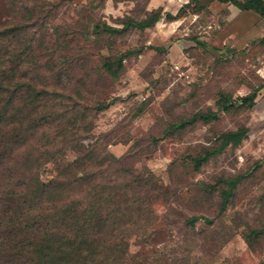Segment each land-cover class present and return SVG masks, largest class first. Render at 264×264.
Returning a JSON list of instances; mask_svg holds the SVG:
<instances>
[{
	"label": "rangeland",
	"instance_id": "obj_1",
	"mask_svg": "<svg viewBox=\"0 0 264 264\" xmlns=\"http://www.w3.org/2000/svg\"><path fill=\"white\" fill-rule=\"evenodd\" d=\"M148 1L65 0L50 22L60 24L63 35L74 32L71 44L76 49L83 46L81 54L92 58L72 71L95 91L91 95L83 90V102L99 97L108 103L91 116L92 131L85 142L120 139L109 145L116 156L134 147L139 154L135 176L161 187V193L150 200L157 217L151 235L142 239L129 235L128 253L120 264H261L264 233L251 231L264 228V87L250 108L221 110L213 122L174 135L168 131L186 114L208 107L217 110L222 92L237 98L264 83V17L215 0L198 11L190 5L178 19L169 21L165 15L178 13L190 0ZM141 8L147 12L162 8L164 17L153 27L103 35L97 43L87 41L82 33L91 32L96 21L121 27L125 17L137 16ZM8 13L7 3L0 0V20H6ZM65 27H69L66 32ZM129 49L140 52L125 59L117 77L93 72L106 58L114 59L120 50ZM238 128L246 129L238 145L227 146L198 170L186 162L188 153L216 146L220 134ZM74 157L69 150L60 164L49 163L45 175ZM237 175L244 179L222 211V185L213 193L205 188ZM193 214L212 221L200 219L188 227L185 219Z\"/></svg>",
	"mask_w": 264,
	"mask_h": 264
},
{
	"label": "trees",
	"instance_id": "obj_2",
	"mask_svg": "<svg viewBox=\"0 0 264 264\" xmlns=\"http://www.w3.org/2000/svg\"><path fill=\"white\" fill-rule=\"evenodd\" d=\"M64 1L5 0L8 18L0 20V264H120L128 253L127 237H148L157 220L150 200L161 193V187H152L135 176L136 149L131 147L125 155L116 156L109 145L120 139L111 143L110 138L102 137L85 142L92 131V115L108 103L99 97L83 102V90L91 95L95 91L72 71L79 62L92 58L81 54L83 46L76 49L71 44L74 32L63 35L60 24H50ZM212 1L190 0L178 13H167L165 18L176 20L186 7L192 5L198 11ZM218 1L264 17V0ZM140 13L145 16L139 17ZM163 17L162 8L150 12L141 8L137 16L125 17L121 27L96 21L91 32L82 33L87 41L97 43L103 35L153 27ZM71 52L75 55L70 56ZM139 52L120 50L114 59L97 64L93 72L117 77L125 59ZM6 63L11 64L8 69ZM91 82L98 85L96 80ZM263 87L261 83L237 98L222 92L217 110L208 107L180 117L171 124L168 135L213 122L221 110L252 107ZM245 132L238 128L220 134L216 146L188 153L186 162L200 169L227 146L238 145ZM69 150L75 157L57 165V172L45 175L49 163L60 164ZM243 179V175L223 177L221 184H211L205 190L213 193L222 185L223 211ZM200 219L212 221L193 214L184 224L193 227ZM251 232L259 235L264 228Z\"/></svg>",
	"mask_w": 264,
	"mask_h": 264
},
{
	"label": "crops",
	"instance_id": "obj_3",
	"mask_svg": "<svg viewBox=\"0 0 264 264\" xmlns=\"http://www.w3.org/2000/svg\"><path fill=\"white\" fill-rule=\"evenodd\" d=\"M150 1H151V3H152L153 0H150ZM237 8H238V7H237Z\"/></svg>",
	"mask_w": 264,
	"mask_h": 264
}]
</instances>
